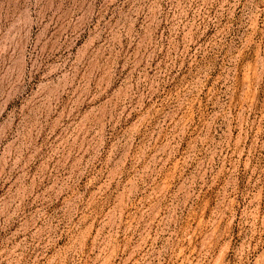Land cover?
I'll return each mask as SVG.
<instances>
[{"label":"rangeland","instance_id":"rangeland-1","mask_svg":"<svg viewBox=\"0 0 264 264\" xmlns=\"http://www.w3.org/2000/svg\"><path fill=\"white\" fill-rule=\"evenodd\" d=\"M0 264H264V0H0Z\"/></svg>","mask_w":264,"mask_h":264}]
</instances>
